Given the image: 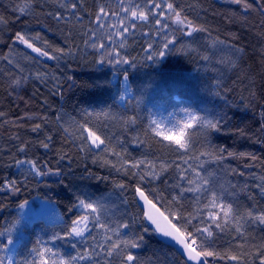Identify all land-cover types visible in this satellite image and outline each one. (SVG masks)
<instances>
[{"label": "trees", "instance_id": "1", "mask_svg": "<svg viewBox=\"0 0 264 264\" xmlns=\"http://www.w3.org/2000/svg\"><path fill=\"white\" fill-rule=\"evenodd\" d=\"M24 2L0 0L3 18L0 23V112L5 113L0 118V184L16 181L19 188L16 193L0 191V232L12 234L14 264H41L32 250L43 248L51 249L56 259L66 260L84 252L90 254L77 264H120L115 254L106 257L108 245L99 226L89 224L91 235L86 232L83 239L67 235L72 220L83 214L75 207L77 198L108 206V212L100 211L101 221L108 227L115 228L121 221L127 223L129 216L136 219L132 231L143 233L144 241L130 251L139 264H188L156 238L145 224L134 198L137 187L146 194L156 189L167 197L169 185L175 182L178 167H185V161L207 179L205 187H214L222 196L220 185L228 188L230 183L245 189L238 188L234 196H224L222 202L232 203L242 212L251 210L257 215L264 212V197L256 187L264 177V131H261L264 128L261 116L264 113V8L259 7L261 0H247L253 6L251 9L231 0H167L183 18L204 29L188 36L176 30L179 26L172 20H167L169 28L164 31L174 32L168 36L172 44L167 49L162 47L165 36L157 32L160 25L155 23L152 14L147 22L136 21L124 37L115 34L114 25L119 20L113 13L123 17L120 0H32L31 14H22L19 6ZM134 2L144 6V0ZM100 7L109 13L102 28L96 22ZM164 11L167 12L166 8ZM18 34L25 36L33 47L47 52V56L26 48L17 39ZM124 38L127 42L121 48L119 44ZM92 43L98 47L93 48ZM100 44L104 47L100 48ZM236 49L242 51L236 52ZM161 50L164 56L148 58L153 51ZM109 53L129 60V64H116L114 60L109 63ZM16 80L20 81L19 86L13 83ZM155 107L177 114L180 122L190 118V114L214 120L224 118L218 131L209 130L207 134L193 122L185 130L190 136V150L180 149L175 153L164 145L178 146L151 131L150 113ZM36 125L40 128L33 132ZM79 125L85 126V136L87 129L96 131L112 151L103 153L92 148L89 152L82 148L85 142L78 138ZM47 137L51 140L47 141ZM44 142L49 143L47 149L41 146ZM207 142L214 149L225 150L223 160L197 159L206 150ZM87 144L91 146L89 140ZM20 145L27 148L26 153L18 152ZM228 152L236 155L228 156ZM114 153H119V158ZM17 159L34 160L42 170H51L54 174L31 175L27 172L28 165L22 169L15 166ZM104 160L110 163L105 165ZM138 161L145 163L133 168ZM165 161L171 165L158 179L148 177L151 183L141 181L136 175L150 168L149 162L158 171ZM120 185H124L123 190ZM185 195V216H197L192 224L199 222V216L207 220L206 198L201 196L197 202L195 197L199 193ZM105 197L109 203L103 202ZM25 200L50 203L60 220H24L18 205ZM157 204L162 210V205L167 206L164 200H157ZM187 231L195 233L191 225ZM109 235L115 240V236ZM246 237V242L238 239L231 228L223 232L214 229L213 237L209 238L211 243L204 242L198 234L193 236L197 241L196 251H202L200 245L204 243L203 250L220 254L204 258L207 264H238L228 259V254H241L239 264H260L264 225L250 224ZM0 243L7 244V239ZM45 259L51 264L47 255Z\"/></svg>", "mask_w": 264, "mask_h": 264}, {"label": "snow or ice", "instance_id": "2", "mask_svg": "<svg viewBox=\"0 0 264 264\" xmlns=\"http://www.w3.org/2000/svg\"><path fill=\"white\" fill-rule=\"evenodd\" d=\"M233 3L241 4L245 9H251L253 6L251 3H248L247 0H231ZM63 6V5H61ZM75 7V4H73ZM260 8H264V0H261L259 5ZM147 9L145 11L144 9ZM166 8L167 12L165 13L164 9ZM158 10L157 13H153L152 10ZM120 10L123 14L122 19L120 18V13H113L119 20L118 25H114L117 28L116 35L124 37V33L129 32L132 27L135 26L136 21L147 22L149 20V14L155 16V23L160 25V28L157 29V32H163L165 40L163 43V49H167L172 41L168 39L170 34L174 32H165V29L169 28L167 20H172L173 24L179 26L176 30L186 33L188 36H192L195 32L204 31L203 28L193 25L191 21H188L186 18L181 16V13L178 12L172 3H168L167 0H144V6L141 7V4L135 3L134 0H128V3L125 4L124 0H120ZM32 11V0H25V2L19 6V12L22 14H31ZM109 15L105 11L104 7H100L96 15V22L99 27H103V21ZM161 17H164L162 20ZM0 23H3V18L0 17ZM110 38V37H109ZM17 39L27 45L28 48H31L34 52L39 53L42 56H47V52L42 51L40 48L33 47L31 43H28V40L23 35H17ZM38 39V37L36 38ZM126 38L122 39L119 46L124 48L126 45ZM214 43H223V41H216ZM93 48H97L96 43H92ZM100 48H103L104 45L100 44ZM183 47V46H182ZM236 52L242 51L241 49H236ZM165 52L163 50L156 52L153 51L148 57L152 59L157 56H164ZM109 63H112L113 60L116 64H129V60L119 57L117 54L115 57L112 56V53H109ZM6 58V57H5ZM207 59V57H204ZM104 62L103 57H101L100 63ZM128 77L124 76L125 84L127 83ZM15 83L19 86L20 81L16 80ZM127 91V88H125ZM120 100H124V96H120ZM5 113L0 112V118H3ZM262 119H264V113L261 114ZM30 119L33 117H29ZM224 117H220L218 120L208 119L207 117H198L190 114V119L185 123H176L173 124L172 128H161L160 124L156 121L151 122V131L156 136H162L165 141H173L178 147L173 148L171 144L164 145V147L170 149L172 152L179 153L180 149L190 150L191 142L190 136L186 133V129L192 127V123L196 122L204 130L205 133L209 130H219L220 120ZM59 119V118H58ZM40 125H36L32 128L33 132L38 131ZM85 126L79 125L77 131L79 132V139L85 143L82 145V148L91 152L92 147L87 144V141H91V145H94L96 148L100 149L103 153H108L112 151L109 145L104 143V140L101 139L100 135L96 131L87 129V136L84 135ZM65 132H68L67 128H64ZM264 131V128L261 129ZM183 138V139H181ZM18 139V138H17ZM51 137H47V141H50ZM101 145L103 147L101 148ZM43 148L47 149L49 147L48 142H44L41 145ZM19 153H26L27 148L23 145L18 146ZM224 149H214L210 142H207V148L205 151L201 152L197 159L201 157L212 159L217 162L224 159L223 153ZM119 158V153H114ZM186 153H181L184 155ZM228 156H235V153L228 152ZM241 156L246 155L241 153ZM105 165L109 164L110 161L104 160ZM144 161H138L136 164H133L132 167H137V164H143ZM151 164L150 168H145L142 171L136 173L139 176L141 181H147L151 183V180H148V177H151L153 180L158 179L160 174L167 170L171 165V162L165 161L160 164L159 170H155V164ZM24 165H28L27 172L34 176H45L51 173V170L44 171L41 167L31 159L15 160V166L18 169H22ZM185 167H178V175L175 178V182L169 185V195L166 197L158 192L156 189H152L146 194L145 191L141 190L140 187L135 189L138 193L140 200L143 201L144 205L147 206V211L144 212V216L148 221L151 222V225L154 226L153 231L159 233L162 237L168 238L171 241H174L183 247V250L187 253L190 260H198L200 257H210L220 255L214 251L203 250L205 247L204 243H201L200 247L202 251L197 252L194 245L197 243L196 239L193 238L194 235L198 234L203 238L204 242L211 243L209 238L213 237L214 229L220 230L221 232L226 229L231 228L235 232L238 239L247 240L246 231L247 227L250 224L258 223L259 225H264V212L260 214H254L253 211H240V208L234 207L232 203H224V196L235 195L239 185H232L229 183L228 188H225L223 185H220V192L223 193V196L219 194L214 187H205L208 183L207 179L204 176H201L199 172L196 171L195 166L188 165V162H184ZM116 167L115 164L112 165ZM210 175V174H209ZM241 175H243L241 173ZM259 190L260 196L264 197V177H261V183L256 186ZM121 190H123L124 185H120ZM178 190V191H177ZM241 191L245 189L240 188ZM0 191H8L16 193L19 191L16 181H9L7 184H0ZM175 193V194H173ZM186 193H199L200 195L196 196L195 199L197 202L200 201L201 196L205 197L207 202L204 204V208L208 211V219L205 220L203 216H199V222L197 224H192L193 219H197V216L189 214L185 216V200ZM251 198V197H250ZM78 199V204L75 205L76 208L83 210V214L79 215L78 218L72 220L70 225V230L67 235L69 237L75 236L83 239L85 233L91 235V230L89 229V224H92L93 227L99 226L104 230L105 234V243L108 247L105 249L106 257L115 256L120 258V264H139L138 258L132 254L130 249L138 248L144 241L143 233H137L132 231L136 224V219L132 216L128 217V222H118L115 228L108 227L104 222L101 221L98 210L103 207L99 201ZM157 200H164L167 206H163L164 210H161V207H157ZM28 204V201H24L18 205L19 208H25ZM191 225L195 229V233L188 232L187 229ZM214 226V227H213ZM147 229H144L146 232ZM111 233L115 236V240L111 239L109 235ZM5 233L0 232V236H3ZM57 239L61 237H56ZM8 243H14L13 240H9ZM103 247V245H100ZM243 248V245H241ZM33 252L39 257L41 264H48V260L45 259L47 255L51 260V264H77L79 260L86 259L90 254L88 252L78 253L76 256H70L68 259H56L55 254L52 253L51 249H33ZM93 254L94 251H93ZM259 255L262 257L260 264H264V244L260 246ZM223 258V257H222ZM228 259L237 261L238 264L241 259V254L232 255L228 254ZM0 264H3L0 260ZM202 264H207L205 259Z\"/></svg>", "mask_w": 264, "mask_h": 264}, {"label": "rangeland", "instance_id": "3", "mask_svg": "<svg viewBox=\"0 0 264 264\" xmlns=\"http://www.w3.org/2000/svg\"><path fill=\"white\" fill-rule=\"evenodd\" d=\"M24 45L26 48H28L26 44H24ZM28 49L30 51H32L33 53L40 55L39 53L34 52L31 48H28ZM150 114H151L150 125H151L152 121H156L160 124L161 128H165V127L172 128L173 124H176V123L182 124V123L188 122L190 119V118H187V119H185V121L182 119L183 121L180 122V118L178 117L177 114L171 113V111L169 113L168 111H166L165 109H163L161 107H155L154 110L152 109V112ZM151 127H152V125H151ZM181 139H183V138H181ZM89 142L91 144L90 140H89ZM173 144H174V142H173ZM91 146H92V148H96L94 145H91ZM102 200L105 203L110 202L108 197H105ZM100 209L98 210V214L99 215L101 214L100 211L102 212V214H104L105 213L104 211H107L108 206L107 207L103 206ZM79 210L83 211L81 209H79ZM19 215L21 218H23L26 221H31V220L36 219V218H42L46 222H57L58 220H60V216H59L58 212L55 210V208L50 203L42 201V200H39V201L37 200L34 203H28L25 208L19 210ZM35 256L36 255H34V257ZM57 259L59 260V258H57Z\"/></svg>", "mask_w": 264, "mask_h": 264}, {"label": "water", "instance_id": "4", "mask_svg": "<svg viewBox=\"0 0 264 264\" xmlns=\"http://www.w3.org/2000/svg\"><path fill=\"white\" fill-rule=\"evenodd\" d=\"M135 202H136V205L137 207L139 208V210L141 211V214H142V218L145 222V224L153 231L154 229V226L151 225V222L148 221L146 219V217L144 216V212H146L148 209H147V206L144 205L143 201L140 200L139 198V195L138 193L135 192ZM157 207H159V205L157 204ZM162 210V209H161ZM163 211V210H162ZM153 233L155 234L156 238L161 241L162 243H164L165 245L171 247L172 249H174V251L179 254L185 261L186 263L188 264H202V262L205 260L204 257H200L198 260H190L188 258V255L187 253L183 250V247L181 245H179L178 243L174 242V241H171L170 239L168 238H165V237H162L161 234L159 233H155L153 231ZM198 252V251H197Z\"/></svg>", "mask_w": 264, "mask_h": 264}, {"label": "clouds", "instance_id": "5", "mask_svg": "<svg viewBox=\"0 0 264 264\" xmlns=\"http://www.w3.org/2000/svg\"><path fill=\"white\" fill-rule=\"evenodd\" d=\"M5 238L7 239V244L0 243V260H2L3 264H14L15 250L13 243H8L9 240H13L12 234L5 233L3 236H0V240Z\"/></svg>", "mask_w": 264, "mask_h": 264}]
</instances>
